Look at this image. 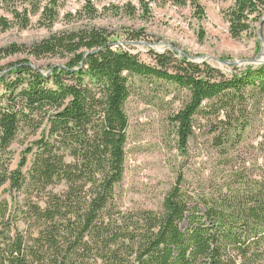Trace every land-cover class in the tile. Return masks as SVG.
Masks as SVG:
<instances>
[{
	"label": "trees",
	"instance_id": "1",
	"mask_svg": "<svg viewBox=\"0 0 264 264\" xmlns=\"http://www.w3.org/2000/svg\"><path fill=\"white\" fill-rule=\"evenodd\" d=\"M66 1L0 0L6 13L0 27L27 28L36 16L50 27ZM150 1L138 0L146 15ZM160 1L191 4L198 17L204 14L199 0ZM263 6L264 0H234L226 12L233 37L250 30ZM136 12L132 6L129 13ZM115 37L105 28L85 27L30 48L0 50V58L27 53L67 59L47 76L28 59L12 63L8 78L2 76L0 189L9 185L17 198L14 208L0 202V264H264L263 167L252 181L234 166L232 186L213 195L196 192L179 174L160 211L123 210L116 198L126 171L125 105L133 77L156 78L188 92L187 103L172 117L184 150L195 134L196 115L209 101L218 100L215 107L225 112V133L234 129L245 88L264 92V68L253 78L229 79L172 53H155L156 63L147 64L120 49ZM235 101L239 106L231 110ZM23 135L36 140L14 167L12 147ZM222 137H215L218 146L231 136Z\"/></svg>",
	"mask_w": 264,
	"mask_h": 264
},
{
	"label": "rangeland",
	"instance_id": "2",
	"mask_svg": "<svg viewBox=\"0 0 264 264\" xmlns=\"http://www.w3.org/2000/svg\"><path fill=\"white\" fill-rule=\"evenodd\" d=\"M150 2L151 12L146 15L138 0H67L50 27L39 23L38 16L27 28L13 26L4 31L0 27V50L13 45L30 48L57 33L101 27L115 34L120 49L138 55L147 64L156 63L155 53H172L177 59L208 64L229 79L241 75L253 78L264 68V6L250 30L235 38L226 17L234 0H199L204 10L201 17L191 4ZM132 6L137 8L134 15L129 13ZM2 14L6 13L0 8ZM131 34L137 37L131 38ZM23 59L46 76L52 67L67 62L59 55L35 58L18 53L2 57L0 94L5 91L2 76L8 78L9 65ZM242 94L246 100L243 113L234 114L236 126L229 134L225 133L230 126L225 112L215 107L218 100L209 101L196 115L195 134L183 150L172 117L187 103L188 92L156 78L133 77L125 105L129 117L126 171L116 188L118 205L123 210L160 211L179 174H184L187 185L196 192L207 190L212 195L223 185L232 186L234 166L242 168L252 181L259 180V166L264 171V92L246 87ZM234 103L230 107L236 109L239 103ZM228 135L230 139L225 143L221 140L224 145L218 146L215 137ZM34 140L35 136L23 135L21 142L13 145L14 167ZM16 198L9 185L0 189V202L7 200L10 208H14ZM18 226L22 229L24 225Z\"/></svg>",
	"mask_w": 264,
	"mask_h": 264
}]
</instances>
